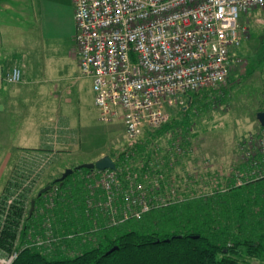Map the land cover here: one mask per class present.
Returning <instances> with one entry per match:
<instances>
[{
  "label": "rangeland",
  "instance_id": "obj_1",
  "mask_svg": "<svg viewBox=\"0 0 264 264\" xmlns=\"http://www.w3.org/2000/svg\"><path fill=\"white\" fill-rule=\"evenodd\" d=\"M238 24L240 41L234 47L235 55L225 82L212 93L199 92V102L194 101L192 110L188 109L183 116L180 109H169L173 117L180 114L178 122L191 121L186 132L187 143L183 139V142L168 147L167 133L149 137L145 153L153 150L151 157L133 154L122 166L125 171L130 170L129 173L123 171L130 180L136 179L135 174L141 170L143 162H147L150 169L162 172V175L146 173L143 188L149 189L146 197L153 203L181 200L191 192L208 193L217 181L220 189H225L228 178L239 183L250 175H264V126L255 117L257 112L264 110V83L260 77V72L264 71V9L240 16ZM34 58L31 81L26 88L29 96L26 93L21 118L24 123L51 118L59 121L60 127L69 118L66 126L71 129L74 140L65 150L53 146L34 151L9 149L1 141L0 217L5 215L4 210L9 204L16 202H22L24 210H29L30 201L41 188L60 177L64 168H73L90 160L93 152L117 158L124 151L128 153V147L137 143L126 136L120 121L101 122L99 128L91 130L92 133L84 132L78 123H73L72 120L77 121L85 110L74 99L75 85L87 79L74 81L80 76L78 59L73 52L67 51L66 46L45 42L44 50ZM66 98L71 99L70 104L64 102ZM16 119L17 116H13L10 120V132H15L14 122L19 123ZM172 130L174 128L166 132L170 134ZM13 143L19 141L15 139ZM253 153L256 154L254 158ZM72 174L74 179L81 177V173L73 171ZM137 179H140V173ZM159 180L166 183L159 185ZM45 224L46 230H52L49 223ZM45 232L43 244L52 246L54 235L51 237L48 231ZM6 261L0 259V264ZM246 264H264V260L250 258Z\"/></svg>",
  "mask_w": 264,
  "mask_h": 264
},
{
  "label": "built area",
  "instance_id": "obj_2",
  "mask_svg": "<svg viewBox=\"0 0 264 264\" xmlns=\"http://www.w3.org/2000/svg\"><path fill=\"white\" fill-rule=\"evenodd\" d=\"M71 2L78 68L91 80L98 120L120 121L132 140L166 125L169 109H185L189 94L223 84L239 45L240 16L264 9V0ZM4 81L19 83L20 69L11 67ZM115 170L97 171L105 192L99 213L112 224L138 219L150 208L144 183ZM14 257L0 259L10 264Z\"/></svg>",
  "mask_w": 264,
  "mask_h": 264
},
{
  "label": "trees",
  "instance_id": "obj_3",
  "mask_svg": "<svg viewBox=\"0 0 264 264\" xmlns=\"http://www.w3.org/2000/svg\"><path fill=\"white\" fill-rule=\"evenodd\" d=\"M207 91L214 90L202 92ZM199 97V92L189 94L180 114L192 110ZM179 115L170 116L158 130L145 131L128 153L117 158L109 155L119 177L125 174V160L133 154L151 157L153 150L145 153L149 137L174 128L168 147L183 139L187 143L191 121L178 122ZM143 164L135 183L146 184V173L162 175L147 162ZM74 172L81 177L68 175L61 185L54 178L50 189L35 197L30 214L22 202L6 207L0 217V258L14 253L10 264H246L250 258L264 260V176L250 175L239 183L228 178L225 189L217 181L208 193L194 191L164 205L150 201V208L138 219L112 224L97 207L105 195L98 183L100 173L84 168ZM165 183L159 180V185ZM45 223L52 230H46ZM45 231L54 235L52 246L43 244ZM112 247L116 249L107 253Z\"/></svg>",
  "mask_w": 264,
  "mask_h": 264
},
{
  "label": "crops",
  "instance_id": "obj_4",
  "mask_svg": "<svg viewBox=\"0 0 264 264\" xmlns=\"http://www.w3.org/2000/svg\"><path fill=\"white\" fill-rule=\"evenodd\" d=\"M75 34L71 0H0V143L2 141V145H6L9 149L29 151L53 146L57 147L55 149L65 150L74 140L71 129L66 126L70 121L69 118L60 127L59 121L51 118L24 123L20 113L22 104L27 95L29 96L26 88L31 81V72L36 60L34 57L44 50L45 42H52L63 48L66 46L67 51L73 52L74 57L77 58ZM14 66L21 71V81L17 84H8L4 81V75ZM260 77L264 83V71L260 72ZM80 79L87 81L75 85L74 99L79 106H82L81 109L85 110L77 121L75 119L72 121L78 123L79 129L92 133L91 130L95 127L99 128L102 123L98 120V112L94 106L91 80L78 76L74 81ZM64 102L70 104L71 99L66 98ZM13 116H17L16 121L19 123L14 122L15 132H10V120ZM15 139L19 141L18 144L13 143ZM88 154L90 155V152ZM92 154L90 160L80 163L95 161L105 155L96 151Z\"/></svg>",
  "mask_w": 264,
  "mask_h": 264
},
{
  "label": "water",
  "instance_id": "obj_5",
  "mask_svg": "<svg viewBox=\"0 0 264 264\" xmlns=\"http://www.w3.org/2000/svg\"><path fill=\"white\" fill-rule=\"evenodd\" d=\"M257 121L261 126H264V111H259L255 115ZM81 168L88 169V170H96V171H104V170H115V162L113 159H111L108 155H103L100 158L96 159L93 162H87V163H81L76 165L73 168H66L61 173L60 177L55 179V182L59 183L61 185L62 181L70 174L73 173L74 170H79ZM50 189V185H46L43 188H41L37 194L36 197H39L42 193L46 192ZM35 200L32 199L30 201V208H29V214L32 212L34 208ZM116 247H112L107 253L112 252Z\"/></svg>",
  "mask_w": 264,
  "mask_h": 264
}]
</instances>
